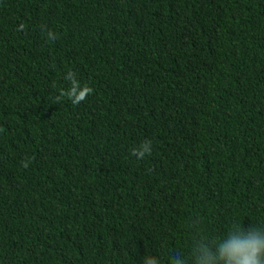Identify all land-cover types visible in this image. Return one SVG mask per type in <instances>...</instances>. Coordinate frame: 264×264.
Segmentation results:
<instances>
[{"label": "trees", "instance_id": "trees-1", "mask_svg": "<svg viewBox=\"0 0 264 264\" xmlns=\"http://www.w3.org/2000/svg\"><path fill=\"white\" fill-rule=\"evenodd\" d=\"M69 71L92 92L54 104ZM233 224L264 226V0H0V264H167Z\"/></svg>", "mask_w": 264, "mask_h": 264}, {"label": "clouds", "instance_id": "clouds-1", "mask_svg": "<svg viewBox=\"0 0 264 264\" xmlns=\"http://www.w3.org/2000/svg\"><path fill=\"white\" fill-rule=\"evenodd\" d=\"M47 35L51 40L57 38L51 30ZM64 79L70 82V87L59 91L53 99L54 104L61 103L67 97L73 105H79L92 92L88 85L81 86L71 71ZM151 150V141L145 140L131 154L143 159L151 154ZM24 167H28L27 162H24ZM189 259L191 264H264V226L233 224L223 238H210L201 234L192 243L190 257L180 253L171 254L167 264H189ZM141 264H162V259L148 254L143 257Z\"/></svg>", "mask_w": 264, "mask_h": 264}]
</instances>
